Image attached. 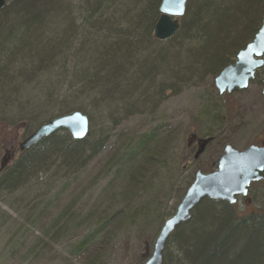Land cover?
<instances>
[{
  "label": "trees",
  "instance_id": "16d2710c",
  "mask_svg": "<svg viewBox=\"0 0 264 264\" xmlns=\"http://www.w3.org/2000/svg\"><path fill=\"white\" fill-rule=\"evenodd\" d=\"M160 2L6 0L0 9V201L50 192L65 180L67 185L126 118L153 114L167 98L213 81L251 41L264 14V0H187L179 30L160 41L153 33ZM258 78L262 85L264 67L251 82ZM206 109L207 118L219 121ZM72 110L89 119L85 138L74 140L60 129L11 158L1 157L13 129L25 138ZM91 126L99 127L94 134ZM176 135L153 128L125 150L124 197L147 190L167 163ZM262 183L248 192L259 186L261 208L245 215L225 201H200L168 237L163 264H264ZM160 204L136 218L147 222L154 216L150 223L160 229L168 215L158 212ZM134 212L120 209L84 235L75 248L85 252L81 264H104L119 222ZM94 238H100L98 246L90 248ZM148 241L138 256L143 263L153 250Z\"/></svg>",
  "mask_w": 264,
  "mask_h": 264
},
{
  "label": "rangeland",
  "instance_id": "374dc122",
  "mask_svg": "<svg viewBox=\"0 0 264 264\" xmlns=\"http://www.w3.org/2000/svg\"><path fill=\"white\" fill-rule=\"evenodd\" d=\"M261 87L258 78L248 88L227 95H219L211 80L188 88L167 98L153 114L133 115L122 121L100 153L67 185L65 180L50 192L26 197L18 194L0 201V264H81L85 252H75L79 240L120 209L123 213L135 212L119 222L104 264H142L138 256L144 242L149 240L147 246L154 243L160 229L150 223L154 216L144 222L136 218L137 213L143 215L154 209L153 204L161 203L158 212L168 214L163 222L175 211L177 194L186 188L195 171L214 170L224 145L244 150L264 141ZM209 107L219 121L212 122L205 116ZM97 128L91 126V132L94 134ZM153 128L177 134L169 159L155 172L147 190L124 197L121 158L140 135ZM11 132L2 158L13 157L24 139L18 129ZM209 134L214 139L193 159L198 143L190 147L191 137L206 139ZM63 184L66 186L61 190ZM257 187L237 199L234 206L239 214L261 208V200L256 199ZM99 240L94 238L90 248L98 246Z\"/></svg>",
  "mask_w": 264,
  "mask_h": 264
},
{
  "label": "water",
  "instance_id": "95a60500",
  "mask_svg": "<svg viewBox=\"0 0 264 264\" xmlns=\"http://www.w3.org/2000/svg\"><path fill=\"white\" fill-rule=\"evenodd\" d=\"M187 0H161L159 18L154 25V36L160 41L171 38L180 27L179 19L185 12ZM6 0H0V9ZM264 66V14L261 24L250 42L240 49L232 63L223 67L213 78L214 87L220 95L241 91L250 85L256 71ZM264 110V81L261 89ZM65 129L75 140L86 137L89 121L85 114L75 110L57 116L40 124L18 147L25 150L41 138ZM211 138L198 141L194 154L197 158ZM264 144L249 145L238 150L231 145L224 146L216 162V168L209 173L197 170L191 183L184 191L175 211L163 223L153 244L150 257L143 264H163V250L166 241L175 228L190 218L192 210L205 198L234 203L236 196H245L251 182L264 178Z\"/></svg>",
  "mask_w": 264,
  "mask_h": 264
},
{
  "label": "bare ground",
  "instance_id": "6f19581e",
  "mask_svg": "<svg viewBox=\"0 0 264 264\" xmlns=\"http://www.w3.org/2000/svg\"><path fill=\"white\" fill-rule=\"evenodd\" d=\"M162 103H163V102H162ZM162 103H161V104H162ZM160 106H161V105H160ZM72 111H75V110H72ZM72 111L67 112V113L57 114V115L53 116L52 118H50L49 120H51V119H53V118H55V117H57V116L63 115V114L71 113ZM78 111H80V110H78ZM81 112H82V111H81ZM82 113H83V112H82ZM83 114H84V113H83ZM85 115H86V114H85ZM86 116H87V115H86ZM87 118H88V117H87ZM47 121H48V120H47ZM88 121H89V119H88ZM45 122H46V121H45ZM41 124H42V123H41ZM89 128H90V123H89ZM59 130H60V129H59ZM64 130H65V129H64ZM57 131H58V130H57ZM66 131H67V130H66ZM55 132H56V131H55ZM67 132H68V131H67ZM53 133H54V132H53ZM88 133H89V130H88ZM50 135H51V134H50ZM87 135H88V134H87ZM87 135H86V136H87ZM28 136H29V135H28ZM70 136H71V135H70ZM25 138H26V137H25ZM25 138H24V139H25ZM84 138H85V137H84ZM24 139H23V140H24ZM41 139H42V138H41ZM41 139H40V140H41ZM72 139H73V138H72ZM40 140H39V141H40ZM74 140H75V139H74ZM80 140H81V139H80ZM39 141H38V142H39ZM211 141H212V139H211L208 143H211ZM38 142H37V143H38ZM37 143H36V144H37ZM34 145H35V144H34ZM32 146H33V145H32ZM30 147H31V146H30ZM30 147H29V148H30ZM27 149H28V148H27ZM193 159H196V158L193 157ZM166 219H167V218H166ZM166 219H165V220H166ZM165 220H164V221H165ZM164 221L162 222V224H161V226H160V229H161V227L163 226Z\"/></svg>",
  "mask_w": 264,
  "mask_h": 264
},
{
  "label": "flooded vegetation",
  "instance_id": "af4514ba",
  "mask_svg": "<svg viewBox=\"0 0 264 264\" xmlns=\"http://www.w3.org/2000/svg\"><path fill=\"white\" fill-rule=\"evenodd\" d=\"M196 142H197V139L195 138V142H193L192 139H191V140L188 142V144H189L190 147H193V148H194V147H195V146H194V145H195L194 143H196ZM261 142L264 143L263 141H261ZM261 142H260V143H261ZM260 143H259V144H260ZM262 143H261V144H262ZM193 148H192V150H193ZM256 183H257V182H256ZM256 183H255V182L250 183L249 188H248V192L250 191L251 187L254 186Z\"/></svg>",
  "mask_w": 264,
  "mask_h": 264
}]
</instances>
